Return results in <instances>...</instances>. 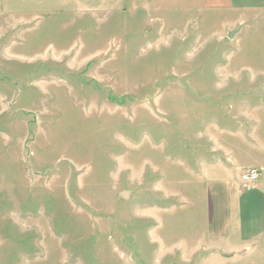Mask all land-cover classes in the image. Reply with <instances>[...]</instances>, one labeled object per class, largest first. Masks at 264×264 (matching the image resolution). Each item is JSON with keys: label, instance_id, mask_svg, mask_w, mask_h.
<instances>
[{"label": "rangeland", "instance_id": "obj_1", "mask_svg": "<svg viewBox=\"0 0 264 264\" xmlns=\"http://www.w3.org/2000/svg\"><path fill=\"white\" fill-rule=\"evenodd\" d=\"M206 3L0 0V264H222L207 158L241 145L264 28Z\"/></svg>", "mask_w": 264, "mask_h": 264}, {"label": "crops", "instance_id": "obj_2", "mask_svg": "<svg viewBox=\"0 0 264 264\" xmlns=\"http://www.w3.org/2000/svg\"><path fill=\"white\" fill-rule=\"evenodd\" d=\"M205 1L207 6L217 5L236 14L228 22L225 36L230 31H236L233 37L240 32L241 36L247 35V31L251 33L250 22L257 28H264V0ZM258 18H262L263 23ZM244 70L260 74H243ZM241 71V145L236 150L222 148L226 151V157L221 155L225 162L214 155L211 161L207 158L206 167L219 170L226 177L212 180L206 193L208 220L204 247L208 261L264 264V151H260L264 146L260 142L258 124L255 125L256 113L264 109V94L259 91L262 87L264 90V85H255L258 77H264L261 75L264 64L245 51L241 53ZM246 85L248 87H244ZM250 168L259 171V178L244 184L240 176ZM233 170L239 174L232 173Z\"/></svg>", "mask_w": 264, "mask_h": 264}, {"label": "built area", "instance_id": "obj_3", "mask_svg": "<svg viewBox=\"0 0 264 264\" xmlns=\"http://www.w3.org/2000/svg\"><path fill=\"white\" fill-rule=\"evenodd\" d=\"M259 171L255 168L246 169L242 172L240 178L244 184L256 182L259 178Z\"/></svg>", "mask_w": 264, "mask_h": 264}, {"label": "water", "instance_id": "obj_4", "mask_svg": "<svg viewBox=\"0 0 264 264\" xmlns=\"http://www.w3.org/2000/svg\"><path fill=\"white\" fill-rule=\"evenodd\" d=\"M236 31H230L228 34H227V37L229 39H231L233 37V35L235 34ZM121 197L123 198H127L128 197V193L127 192H122L121 194Z\"/></svg>", "mask_w": 264, "mask_h": 264}]
</instances>
